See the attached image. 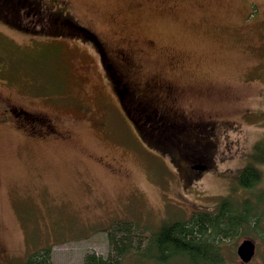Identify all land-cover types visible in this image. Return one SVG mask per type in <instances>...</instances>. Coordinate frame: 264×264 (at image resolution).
Returning a JSON list of instances; mask_svg holds the SVG:
<instances>
[{"label": "rangeland", "instance_id": "1", "mask_svg": "<svg viewBox=\"0 0 264 264\" xmlns=\"http://www.w3.org/2000/svg\"><path fill=\"white\" fill-rule=\"evenodd\" d=\"M41 7H62L109 51L133 50L146 72L182 91V117L210 120L214 142L209 166L184 179L168 155L139 139L110 84L108 59L81 32L56 29L45 16L34 32L0 20V113L21 108L37 127L46 116L63 131L37 138L12 121L16 114L0 121V264H22L48 247L54 264H81L88 252L111 253L108 233L123 235L122 227L131 228L123 264H189L137 253L148 252L163 223L214 211L225 197L233 209L247 199L252 210L222 241L223 264H263L264 166L257 164L263 177L250 189L236 173L264 139V0H44ZM123 94L138 119L137 99ZM192 163L181 159V169ZM243 238L256 244L249 263L236 254Z\"/></svg>", "mask_w": 264, "mask_h": 264}, {"label": "trees", "instance_id": "2", "mask_svg": "<svg viewBox=\"0 0 264 264\" xmlns=\"http://www.w3.org/2000/svg\"><path fill=\"white\" fill-rule=\"evenodd\" d=\"M43 2L44 0H0V20L12 28L34 32L36 26H43L42 20L45 16L56 29L66 24L81 32L84 40L96 39L94 32L79 27L69 19L62 7L59 9L43 7L45 9L43 11L41 7ZM52 32L53 35H57L55 31ZM141 106H143L142 102ZM211 128L210 120L192 123L190 119L182 117L178 111L169 116L141 109V139L152 149L168 155L186 180L196 175L197 172L191 168L196 161L209 166L206 150L214 142ZM252 147L251 161L239 168L236 173L238 185L247 189L254 187L263 177V171L258 165L264 166V139H258ZM181 159L192 160L193 163L188 169L182 170ZM238 209H233L229 198L225 197L219 201L214 211L196 212L188 220L165 222L150 235L146 247L148 252L140 250L137 254L161 262L172 257H183L189 264H223L227 256L222 251V241L232 236L230 235L232 232L235 233L251 218L249 213L252 206L247 199ZM253 221H256V216L253 217ZM118 230L123 235L108 233L112 245L111 253L104 256L96 252H88L84 255L81 264H123V259L130 253L131 241L128 234L131 228L122 227ZM22 264H54L51 261L50 248L31 253Z\"/></svg>", "mask_w": 264, "mask_h": 264}, {"label": "flooded vegetation", "instance_id": "3", "mask_svg": "<svg viewBox=\"0 0 264 264\" xmlns=\"http://www.w3.org/2000/svg\"><path fill=\"white\" fill-rule=\"evenodd\" d=\"M95 37V40L89 39L88 41L97 46L102 62L108 59V67L106 68H111L109 73L110 84L113 85L115 92L121 98V108L141 140V102L144 106L143 111L161 112L170 116L173 112L178 111L176 99L182 91L170 79L163 78L161 73L146 72L144 65L135 60L134 51L129 47L116 45L109 51L107 50V43L96 32ZM120 81L122 89L118 87ZM123 93L128 95L127 98L137 99L140 108L138 119H135L131 111L126 108L122 99ZM2 111L0 121L5 120L4 118L10 119L12 115L16 114L15 117L11 118L12 121L18 127L24 128L33 137L39 138L44 133L63 136V131L56 128L54 122L46 116L42 117L41 124L37 127L36 118L24 109L5 107ZM43 120L46 121L44 124H42ZM194 171L198 172V170Z\"/></svg>", "mask_w": 264, "mask_h": 264}, {"label": "water", "instance_id": "4", "mask_svg": "<svg viewBox=\"0 0 264 264\" xmlns=\"http://www.w3.org/2000/svg\"><path fill=\"white\" fill-rule=\"evenodd\" d=\"M192 168L197 170H204L206 168V165L203 163H197V164H193ZM255 251H256V244L250 238L242 239L236 247V254L243 263H248L255 255Z\"/></svg>", "mask_w": 264, "mask_h": 264}]
</instances>
